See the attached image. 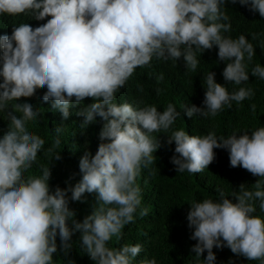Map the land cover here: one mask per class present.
Returning a JSON list of instances; mask_svg holds the SVG:
<instances>
[{
    "label": "clouds",
    "instance_id": "9594fccd",
    "mask_svg": "<svg viewBox=\"0 0 264 264\" xmlns=\"http://www.w3.org/2000/svg\"><path fill=\"white\" fill-rule=\"evenodd\" d=\"M238 2L264 17V0ZM224 3L0 0V16L8 20L11 30V34L0 35V114L9 109L8 101L31 96L39 86H46L42 100L50 101L51 109L59 111L62 119L69 117L70 106L92 97L93 102L81 106L76 115L83 117L82 126L95 122L97 116L104 121L95 154L85 150L79 160L81 179L50 191L49 167H44L39 177H24L44 144L26 126L39 110L31 101L11 106L21 114L9 110L7 130L0 135V264H52L58 251L57 236L59 250L67 256L76 232L95 264H132L142 251L141 244L110 248L106 242L134 220L141 202L135 177L142 163L153 161L160 141L152 136L161 130L172 132L167 143L175 142L170 160L177 172L202 171L214 160V149L220 148L228 152L231 167H243L259 177L254 190L241 184L239 191L232 193L235 202L221 191L216 200L190 204L186 218L192 229L190 239L196 241L192 252L199 258L206 250L203 264H215L213 247H228L234 254L264 264V218L253 215L256 201L264 211V126L226 137L195 133L171 126L180 116L173 104L163 111L154 105L137 108L128 92L129 82L136 85L131 79L135 68L153 57L162 61L171 58L169 71L180 66L188 76L201 62L200 50L214 45L218 59L226 62L222 71L225 81L240 85L251 78L264 79L261 63L251 69L253 77L249 79L246 70L255 52L246 36L233 39L222 35L221 30L227 32L231 27L222 22L229 19L221 10ZM34 21L39 26L35 27ZM214 77L209 71L204 80L202 107L183 106L187 117L214 116L224 105L231 107V101L251 98L258 87L248 82L251 88L240 87L230 93ZM167 83L174 86L170 78ZM251 107L255 110L254 104ZM59 143L57 138L55 144ZM54 159H60V152ZM85 192H95L97 204L78 221L69 202L81 200ZM146 213L147 209H142L140 215ZM67 264L75 261L68 259ZM139 264H156V260L145 259ZM228 264H233L231 258Z\"/></svg>",
    "mask_w": 264,
    "mask_h": 264
},
{
    "label": "trees",
    "instance_id": "16d2710c",
    "mask_svg": "<svg viewBox=\"0 0 264 264\" xmlns=\"http://www.w3.org/2000/svg\"><path fill=\"white\" fill-rule=\"evenodd\" d=\"M221 10L229 18L228 21L222 22L231 25L227 32L221 30L222 35L235 39L244 34L254 46L252 65L246 70L250 79L253 77L251 69L256 63L264 66V17H261L258 11L253 12L247 6L239 4L238 0L236 2L225 0ZM2 18L3 16H0V35L11 34V30L7 27L8 20ZM34 26L39 24L34 21ZM200 52L205 55L201 54L198 68L190 70L188 76L180 66L169 71L173 67L171 58L162 61L161 58L153 57L149 63L137 66L131 77L136 85L133 82H129L130 86L128 85V92L133 97L131 101L133 105L137 108L154 105L158 111H163L171 103L180 111V116L176 117L171 126L182 127L195 133L214 132L217 137H226L233 132H251L264 126V79L251 78L250 81L242 82L240 85L227 82L222 76L226 62L218 59V47L214 45L211 49ZM164 68L165 73L162 74ZM209 71L215 73L216 82L225 85L230 93L240 87L251 88L250 85L257 84L258 87L253 89L254 95L251 98H245L239 103L231 101V107L224 105L219 110L221 112L214 116L196 114L192 118L187 117L183 111L184 105L203 106L205 92L203 83ZM167 78L172 80L173 87L168 85ZM46 90V86H39L31 96H21L16 101H8L9 109L0 114V135L7 130L9 123L7 112L12 110L17 115L21 114L11 106L31 101L39 110V115L26 121V126L40 136L44 144L38 150L36 160L31 167L25 170L24 177H39L43 168L49 167L51 172L49 187L50 191H54L57 185L65 188L69 184L75 185L81 179L79 160L85 150L95 154L101 142L99 132L104 121L97 116L95 122L88 126L81 125L83 117L76 115V111L81 106L92 103V97H85L81 105L70 106L69 117L67 120L62 119L59 111L51 109L50 101L42 100V94ZM253 104L255 110L251 107ZM57 126L61 131L56 132ZM155 133L156 136L152 137L159 139L160 147L153 153L154 158L151 163L141 164L135 177V183L141 190V202L133 214L134 220L125 225L118 236H113L106 242L107 246L119 248L124 244H141L142 251L133 258L132 264H139L141 260L152 258L156 260V264H198V262L203 264L207 251L205 250L198 258L191 250L196 241L190 239L192 229L188 227L186 218L190 204L208 198L216 200L221 191L235 202L232 193L239 191L241 184L249 190H254L255 182L259 177L243 167H231L228 152L220 148L214 149L216 154L214 160L202 171L177 172L170 160L175 154V142L167 143V136L172 132L161 130ZM57 138L59 144H55ZM58 152L60 159H54ZM68 195L70 196V193ZM96 195L95 192H85L81 200L70 201L69 207L75 212L73 218L82 221L86 215L91 214L97 204ZM255 204L256 211L253 215L264 218V211L260 210L258 201ZM142 209H147V213L140 215ZM70 242L72 247L65 256L59 250L60 240L57 236L58 251L53 254L52 264H67L68 259L74 260L75 264H95L81 246L79 232L72 235ZM213 252L216 254L215 264L222 262L228 264L230 258L233 264H261L260 260H248L246 257L234 254L228 247L217 249L214 246Z\"/></svg>",
    "mask_w": 264,
    "mask_h": 264
},
{
    "label": "rangeland",
    "instance_id": "374dc122",
    "mask_svg": "<svg viewBox=\"0 0 264 264\" xmlns=\"http://www.w3.org/2000/svg\"><path fill=\"white\" fill-rule=\"evenodd\" d=\"M133 105V104H132ZM134 106V105H133Z\"/></svg>",
    "mask_w": 264,
    "mask_h": 264
},
{
    "label": "bare ground",
    "instance_id": "6f19581e",
    "mask_svg": "<svg viewBox=\"0 0 264 264\" xmlns=\"http://www.w3.org/2000/svg\"><path fill=\"white\" fill-rule=\"evenodd\" d=\"M4 20V19H3Z\"/></svg>",
    "mask_w": 264,
    "mask_h": 264
}]
</instances>
